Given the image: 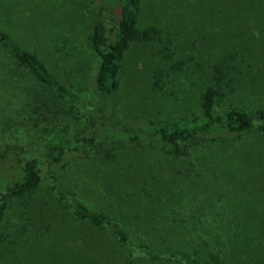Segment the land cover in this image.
Masks as SVG:
<instances>
[{
  "label": "rangeland",
  "instance_id": "rangeland-1",
  "mask_svg": "<svg viewBox=\"0 0 264 264\" xmlns=\"http://www.w3.org/2000/svg\"><path fill=\"white\" fill-rule=\"evenodd\" d=\"M100 8L99 0H0V28L82 109L97 99L88 13L100 12L108 31L116 23L110 5ZM138 26L158 35L125 54L104 114L109 127L198 114L210 86L220 91L219 111L264 110V0H140ZM36 96L50 110L32 114ZM84 116L0 53V192L23 161L42 157L46 142L69 141L51 169L41 158L33 192L5 200L0 264H183L182 256L264 264V135L198 139L175 156L160 144L107 139L97 118L83 122L86 137L100 132L95 142L77 143L73 130ZM54 186L110 216L133 246L131 262L107 229L74 218Z\"/></svg>",
  "mask_w": 264,
  "mask_h": 264
},
{
  "label": "trees",
  "instance_id": "trees-1",
  "mask_svg": "<svg viewBox=\"0 0 264 264\" xmlns=\"http://www.w3.org/2000/svg\"><path fill=\"white\" fill-rule=\"evenodd\" d=\"M99 3L101 8H105V5L111 6L110 14L115 16L116 23L108 31L100 12L95 14L89 11L88 13L91 28L87 35V41L97 58L96 72L92 80L93 91L97 99L96 106L92 109L80 108L75 96L52 76L44 62L36 54L23 49L15 39L0 28V53L7 57L15 68L30 75L37 86L39 85L66 105L83 110L85 118L73 130L75 142L84 145H91L95 142L100 132L98 129H89L91 135L86 137L87 128L83 122L87 121L92 124L93 120L96 122V118L99 120L97 128L102 129L103 135L107 139H119L133 145L160 144L167 149V152L175 156L182 155L185 149L198 139L218 142L223 138L222 135L236 139L252 134L264 135L263 109L243 110L235 106H228L223 111H219L217 108L220 91L211 86L207 87L199 98L198 114L165 122L148 121L127 124L116 121L112 128L109 127L104 119V114L113 107L112 99L118 90V76L122 60L131 45H144L153 41L158 35V29L155 26L139 28L140 0H99ZM36 97H34L32 105V114L39 115L50 110L49 105L45 101L43 102L42 98ZM105 127L115 132L107 133L108 131L104 130ZM68 143V138L65 135H58L55 141L46 142L41 158L49 169L61 161ZM41 158L28 157L22 162L16 180L10 183L2 182L0 218L3 215L6 199L21 198L39 186ZM53 189L57 191L55 186ZM57 199L69 202L72 214L77 220L88 223L97 229H107L125 249L126 255L130 259L129 262H131L133 246L129 243L124 231L117 228L110 216L87 208L75 196L68 197L57 191ZM182 261L183 264H217L214 259L201 260L191 256H182Z\"/></svg>",
  "mask_w": 264,
  "mask_h": 264
}]
</instances>
